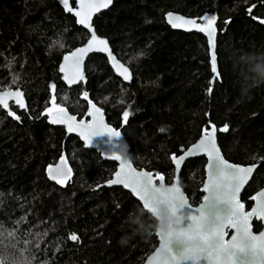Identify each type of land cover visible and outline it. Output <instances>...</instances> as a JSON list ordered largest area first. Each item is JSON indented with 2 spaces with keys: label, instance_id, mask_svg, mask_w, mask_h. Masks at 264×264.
<instances>
[{
  "label": "trees",
  "instance_id": "obj_1",
  "mask_svg": "<svg viewBox=\"0 0 264 264\" xmlns=\"http://www.w3.org/2000/svg\"><path fill=\"white\" fill-rule=\"evenodd\" d=\"M168 12L218 15L213 82L206 38L172 30ZM262 21L264 0H114L93 26L130 68L132 81L117 77L104 55L92 54L86 84L67 87L58 71L61 58L89 33L57 0H0V91L20 89L27 104L25 110L10 104L19 120L0 108V257L8 264H143L158 245L155 218L124 188L102 185L116 162L48 123L53 95L78 119L89 100L102 108L121 130L133 165L162 175L166 184L174 179L171 156L214 125L228 161L257 165L241 195L249 210L264 187ZM63 152L73 175L61 186L45 171ZM205 164L204 157L190 159L180 171L193 206L203 197ZM252 225L255 232L262 228L257 220Z\"/></svg>",
  "mask_w": 264,
  "mask_h": 264
},
{
  "label": "snow or ice",
  "instance_id": "obj_2",
  "mask_svg": "<svg viewBox=\"0 0 264 264\" xmlns=\"http://www.w3.org/2000/svg\"><path fill=\"white\" fill-rule=\"evenodd\" d=\"M62 2L67 11H72L68 7V0H62ZM79 2L81 5L86 4V9L83 12L77 11L75 13L79 18L77 22L85 28H89L92 34L86 47L72 53V56L76 57L74 63L77 67L79 66L80 59H82V54L94 50V45L100 46L95 50H108V42L105 39L97 37L95 31L91 29L90 21L92 9L99 11L100 6L108 7L112 3V0H99V2L97 0H79ZM168 16L170 23L173 19L183 20L179 16L173 18L171 13ZM215 20V16L208 19L207 28L197 24L195 20H185L183 22L192 25L201 32L207 31L210 44L214 48L213 23ZM178 26L173 23V27ZM60 47H63V44H60ZM77 53L81 55L78 56ZM108 55L115 60L111 51H108ZM64 59L67 61L69 57L65 56ZM261 63L264 64V60ZM114 66L124 76L125 80L131 79L127 67L120 64H115ZM212 70L216 72L215 54H213L212 58ZM65 79H68V77L66 76ZM69 83H75V81L69 80ZM52 88L55 90V85ZM11 95L13 94L9 92L0 93V105L7 108L6 97ZM15 95L22 97L24 94L16 92ZM84 98L88 99L87 92H85ZM17 103L21 108H25V104L20 100ZM89 103L95 113H100V109L95 104H92L90 100ZM54 110L56 117L51 120L52 123H65L67 124L69 132L79 130L80 135L90 142H92L93 137L104 134L110 139L121 136L119 131L109 128L102 120L95 116L93 117L92 124H87L84 120L76 123L77 118L69 115L64 107H60L57 104L56 95L52 96V108H48L47 112L52 113ZM9 115H13L17 120L20 119V117L15 116L12 112H9ZM129 115L128 111L123 113L125 122L128 121ZM227 130V125L220 129L222 132ZM215 132L216 129L213 125L212 131H207L206 129L199 143L188 148L184 152V155L179 156V158H177L176 154L171 156V160L175 164L177 172H179L181 164L186 157L194 156L200 151L208 155L209 179L204 185V191L208 195L204 197L205 204L196 209H192L189 206V201L179 187L176 185L170 188L166 187L163 176H158L160 183L156 184L152 173L137 172L132 168L131 163L124 157L123 153L113 154L111 157L121 162V171L116 174L117 179L111 181V183L123 182L125 187H130L133 194L142 202L143 209L154 218L158 215L159 205L164 199L169 202L170 211L177 216L176 224L167 233H162L157 229V235L161 238V246L157 249L156 256L153 259L162 258V260L166 261L170 258L175 260L176 264H182L184 261H193L194 264H197V262L204 260H208L209 264L213 260L216 262L232 260L233 264H264V233H261L257 237L251 233L249 226L250 217L255 215L258 218H264V192L258 194L259 198L253 197V199H257V207L253 208L251 212L246 213L244 211V205L237 199V194L240 192L248 176L253 172V168H241L229 164L220 155ZM181 148L183 150V146ZM49 176L57 180L58 183H63V179L61 178L66 177V173L59 167L56 169L49 168ZM122 176L124 177L123 179H121ZM228 227L234 228L236 234L232 236L230 242L225 243V229ZM8 235L15 236L14 233H9ZM69 239L77 241L78 237L72 234ZM28 243L29 241H25L26 245ZM12 247L15 248L16 245L13 244ZM25 251H27L26 248ZM0 264H8V258L0 257Z\"/></svg>",
  "mask_w": 264,
  "mask_h": 264
},
{
  "label": "water",
  "instance_id": "obj_3",
  "mask_svg": "<svg viewBox=\"0 0 264 264\" xmlns=\"http://www.w3.org/2000/svg\"><path fill=\"white\" fill-rule=\"evenodd\" d=\"M57 2L59 3V5L63 8V10L65 12H68V13H71L74 17H75V20H76V23L78 26L84 28L88 33H89V37L88 39L86 40V42L76 48H74L73 50H71L70 52L64 54L61 58V61L59 63V67H58V71H59V74L61 75V79L62 81L64 82V84L67 86V87H75V86H78L79 84H86L87 82V78H86V73H85V63H86V60L87 58L92 55V54H101V55H104L108 61V64L109 66L111 67L113 73L119 77L120 79H122L125 83H130L132 81V72L130 70V68L125 65L122 61H120L117 56L114 54L110 44H109V41L105 38V37H101L99 36L96 31H95V28L93 26V20L94 18L104 12V11H107L112 5H113V2L114 0H112V3L110 5H108V7H103V6H100L99 8V11H95V9H92V17H91V21H90V25H91V29L95 31L96 35L98 38L100 39H105L107 42H108V50L106 51H98V50H95L96 48L100 47L98 45H94V50L92 51H89L87 53H84L82 54V59H80L79 61V66L77 67L76 64L74 63V61L76 60V57H73L72 56V53L74 52H77L78 49H81V48H84L88 45V42L89 40L91 39V30L89 28H85L83 25L79 24L77 21H78V17L75 15V13L77 11H81L83 12L85 9H86V4L85 5H81L79 0H74V5L72 4V1L71 0H68V7L72 9V11H67L66 8H65V5L63 4L62 0H57ZM97 2H99V0H97ZM171 13L172 14V17H182L183 20H175L173 19L172 22L170 23V18L168 16V14ZM215 16L216 17V20L214 21L213 23V28H214V38H213V43L215 45V47L213 48L212 45L210 44V41H209V37L207 35V31H204V32H201L199 31L198 29L194 28L192 25L190 24H185L183 21L185 20H195L197 22V24H200L201 26L207 28V20L208 19H211V17ZM165 22L166 24L172 29V30H175V31H182V32H186V33H199L201 35H203L206 40H207V44H208V48H209V54H210V65H211V70H212V58H213V54H215V61H216V72H213L212 70V73H213V78H212V82L214 81L215 77L218 75V67H217V56H216V42H217V35H218V29H217V23H218V20H219V17L216 13H204L202 16H200L199 18H191V17H186L182 14H179V13H176V12H168L165 14ZM207 18V19H205ZM173 23L179 25L178 27H173ZM108 51H111L112 54H113V57H115V60H113L112 58L109 57L108 55ZM78 56H80L81 54L80 53H77ZM65 56H68L69 59L66 61L64 59ZM115 64H120V65H123L124 67H127L129 69V74L131 75V79L130 80H125L124 79V76L120 74V72L117 71V68L114 66ZM68 77V79H65V77ZM69 80H74L75 83H69ZM3 92H9V93H12L13 95L11 96H8L6 97V100H7V105L8 107L5 108L3 105H0V108L7 111V112H10V104L13 103L15 106H17L20 110H25L27 108V104H26V99H25V96L23 95L22 97L21 96H16L15 93L16 92H21L23 93V91H21L20 89H16V90H13V89H10V90H3V91H0V93H3ZM24 94V93H23ZM20 100L21 102H23L25 104V108H21L19 106V104L17 103V101ZM92 102V101H91ZM92 104H95L94 102H92ZM95 106L97 108L100 109V113H95L93 111V108L91 106V104L88 102V107H87V111L85 113V116L78 119L77 116L75 115H72L66 108L65 110L67 111V113L69 115H72V116H75L77 119H76V123H79L80 120H84L87 124H92L93 123V117H97L98 119L102 120L103 123L105 125H107L109 128H112L116 131H119L121 133V136L119 138H109L106 134L104 135H101V136H98V137H93L92 138V142L86 140L84 137H82L80 135V131L79 130H74L72 132H69L68 131V127H67V124L65 123H52L51 120L54 119L56 117V112L55 110L52 112V113H48L47 110L45 112V115L47 117V121L50 125H53V126H58V127H63L66 134L67 135H73L75 137H77L79 139V141L83 144L84 148H87V149H93L95 151H97L101 157L105 160H111V161H114L116 162L117 164V167H116V170L115 172L113 173L112 175V178L109 180V181H106L105 183H103L102 185L103 186H106V187H122L124 188L125 190H127L128 192H130L133 197L135 199H137L142 207H143V204L142 202L138 199V197L136 195L133 194L132 190L130 187H125L124 183L121 182V183H111V181L113 180H116L117 179V173L121 171V162L119 160H116V159H113L111 158L113 154H120V153H123L124 154V157L131 163L132 165V168L135 169L137 172H150L148 170H146L145 168H137L133 165V163L131 162L129 156H128V152H129V146L121 132L120 129H116V128H113L106 120V116H105V112L102 108H100L98 105L95 104ZM52 108V107H51ZM90 113H92V115H90ZM213 126V125H212ZM212 126L210 129H208L207 131H212ZM216 129V127H215ZM204 135V132L201 134V136L197 139L196 142H194L193 144H191L188 148H191L194 144L196 143H199V141L202 139ZM215 135H216V143H217V147L220 151V155L229 163V164H232L234 166H237V167H241V168H253V172L248 176L246 182L244 183V185L241 187L240 189V192L237 194V199L240 201V203H242V200H241V195L244 191V189L246 188V186L249 184V182L251 181L255 171H256V168H257V165L256 164H248V165H242V164H238V163H232L230 161H228L220 147H219V144H218V141H217V129H216V132H215ZM91 143V145L89 146V144ZM187 148V149H188ZM184 150L180 155L177 156V158H179V156L181 155H184V152L187 151ZM198 157H204L206 159V164H205V180H204V183H203V186L201 188V191L203 193V197L201 199V202L196 205V206H193L186 193L183 191V189L181 188L180 186V180H179V175H180V171L184 165V163L190 159H194V158H198ZM63 158V159H62ZM174 165V179H173V182L171 184H166L165 182V186L166 187H172L173 185H176L177 187H179L181 189V191L184 193L186 199L189 201V206L192 208V209H196V208H200L203 204H205V200H204V197L208 195V193L206 191H204V185L208 182V179H209V158H208V155L207 153L203 152V151H200L198 152L196 155L194 156H191V157H186L185 160L182 162L181 164V167H180V170L179 172H177L176 170V166L175 164L173 163ZM57 167L61 168L65 173H66V177H62L61 179H63V183H58L57 180L55 179H52L50 176H49V168H52V169H56ZM126 171V170H125ZM152 173V172H150ZM45 174H46V177L52 181V182H55V183H58L60 184L61 186H64L66 185L70 179L72 178V169H71V166L68 162V159L66 157V154L63 152L62 155L60 156V158L58 159L57 163L56 164H53V165H50L47 167L46 171H45ZM153 175V179H154V182L156 184H159L160 181L158 179V176H162L160 174L158 175ZM124 177L122 176L121 179H123ZM260 192H264V187H262L261 189H259L254 195L253 197H258V194ZM252 197V201H253V204L251 206V208L249 210L246 209L245 205H244V211L247 213V212H251L253 210V208L257 207V199H253ZM259 198V197H258ZM253 220H257L261 223L262 225V228L259 232H255L253 230V225H252V222ZM249 226H250V231L253 235L259 237L261 235V233H264V218H258L257 216H252L250 217V220H249ZM225 237H224V240H225V243H228L231 241V238L233 235L236 234V230L234 228H226L225 229ZM156 236H157V239H158V245L157 247L146 257V259L144 260L143 264H176V261L175 260H172V259H167L166 261L162 260V258H158V259H153L155 256H156V252H157V249L160 248L161 246V238L159 235H157V229H156ZM257 243H259V241H257ZM174 255V253H173ZM182 264H194L193 261H184L182 262ZM197 264H209V261L208 260H204L202 262H197ZM211 264H233V261L232 260H228V261H221V262H216V261H212Z\"/></svg>",
  "mask_w": 264,
  "mask_h": 264
},
{
  "label": "clouds",
  "instance_id": "obj_4",
  "mask_svg": "<svg viewBox=\"0 0 264 264\" xmlns=\"http://www.w3.org/2000/svg\"><path fill=\"white\" fill-rule=\"evenodd\" d=\"M135 222L140 223L139 217H134ZM155 227L162 233H167L176 224L177 216L170 211L169 202L164 199L159 205L158 215L155 217Z\"/></svg>",
  "mask_w": 264,
  "mask_h": 264
}]
</instances>
